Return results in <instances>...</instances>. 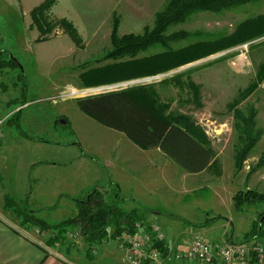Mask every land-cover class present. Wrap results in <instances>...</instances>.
<instances>
[{
	"label": "rangeland",
	"instance_id": "rangeland-1",
	"mask_svg": "<svg viewBox=\"0 0 264 264\" xmlns=\"http://www.w3.org/2000/svg\"><path fill=\"white\" fill-rule=\"evenodd\" d=\"M168 1L59 0L53 15L73 22L80 37L76 44L60 27L48 41L36 43L39 33L30 29V16H23L29 2L0 0V52L9 51L20 64L19 69L0 71V182L7 192L5 199L13 202L14 209L38 210L40 219L60 222L78 213V200H85L100 188L106 191L107 202L114 201L115 191L123 198L130 194L138 197L142 211L155 217L146 222L149 217L138 210L142 220L161 227L175 247L172 251H185L196 235L211 242L253 240L249 232L264 214V203L246 205L239 211L233 197L248 189L264 192V164L257 167L264 154V134L243 168L237 170L234 145L238 133L234 125L235 110L253 106L257 126L264 133V78L259 77L264 64V0L220 13H193L163 33L167 38L176 34V39L155 44L133 59L105 60L114 50L115 23L119 37L143 36L154 30L156 17L165 11ZM248 21L261 27L255 37L236 46L176 70L101 85L141 81L128 88L153 86L158 102L168 103L172 114H186L198 122L218 151V159L204 174L183 172L158 149L141 148L124 133L83 112L76 102L119 90L60 98L69 86L93 88L84 87L81 76L90 70L148 59L169 50L181 53L194 46L192 53L184 55L188 57L201 46L210 48L218 40L241 31ZM246 43H250L247 49L240 48ZM255 83L256 90L246 95ZM11 109L13 112L5 115ZM79 154L86 156L84 162L67 168L61 165ZM156 158L160 162H155ZM62 171L72 176L71 183L67 182L71 193H57L59 188H54L66 186ZM93 181L98 182L93 185ZM23 225L20 228L27 231L25 225L34 224ZM165 263L190 264L177 260Z\"/></svg>",
	"mask_w": 264,
	"mask_h": 264
},
{
	"label": "trees",
	"instance_id": "trees-1",
	"mask_svg": "<svg viewBox=\"0 0 264 264\" xmlns=\"http://www.w3.org/2000/svg\"><path fill=\"white\" fill-rule=\"evenodd\" d=\"M251 1L253 0H169L165 11L157 15L154 30L146 32L143 36L129 34L119 37L115 23L112 33L114 50L105 57V60L123 57L133 59L155 44L176 39L178 37L176 34L167 38L163 33L171 25L185 22L193 13H220ZM58 3L59 0H44L30 12L32 21L30 29H35L39 33L36 43L48 41L58 27L62 28L76 44L79 43L80 37L73 22L53 15V9ZM260 27L257 22L248 21L241 31L218 40L210 48L201 46V49L188 57L184 55L192 53L194 46L181 53L169 50L148 59L128 60L93 69L81 75L84 79L83 86L97 87L129 78L154 76L176 70L255 37ZM5 68L19 69L20 64L9 51L3 50L0 52V71ZM259 77L261 80L264 78V64L261 65ZM256 88L255 83L247 89L246 95L254 92ZM22 99L24 101V94ZM76 102L83 112L103 125L124 133L141 148H160L189 173L201 172L218 159V151L212 145L205 129L186 114H172L168 103L158 102L153 86H135L79 99ZM256 116L257 111L253 106L235 110L234 126L238 137L234 145V162L237 170L243 168L250 152L263 137V130L257 126ZM263 164L264 154L257 167ZM105 195L106 191L102 192L100 188H95L88 198L78 200L76 216L55 225L35 217L31 212L17 208L24 222H31L43 230L63 231L66 227H79L89 241H101L108 236L110 229H113L112 236L116 238L122 231L132 229L137 221L142 220L137 208L125 211L119 206V202L124 198L117 191L114 192L112 202H107ZM6 201L13 204L8 198ZM233 201L236 209L242 211L246 205L264 203V192L255 189L239 191L234 195ZM249 235L252 237L264 235V214L254 222Z\"/></svg>",
	"mask_w": 264,
	"mask_h": 264
},
{
	"label": "crops",
	"instance_id": "crops-1",
	"mask_svg": "<svg viewBox=\"0 0 264 264\" xmlns=\"http://www.w3.org/2000/svg\"><path fill=\"white\" fill-rule=\"evenodd\" d=\"M27 1L29 4L26 2V9H24L23 13L25 17L30 16V12L44 0ZM261 98L264 111V90ZM12 112L13 109L9 112H5V115H9ZM1 134L2 132L0 135ZM153 149H158L166 160H170L175 166H178V168L188 174L201 175L208 172L213 166L211 165L209 168L198 173H189L160 148H151L150 150ZM85 160L86 156L84 154H79L74 158L64 160L66 162L63 161L61 165L67 168L82 163ZM155 162L160 161L156 158ZM54 163L55 165L58 164L57 161ZM62 174V179H64L63 182H66V186H55L54 188H59L57 193H71L68 190L67 182L71 183L69 179L72 178V176L70 173L68 175V173L64 171H62ZM36 176L37 181H39V173H37ZM53 177H55V173ZM97 182L98 181H93L92 183L96 185ZM34 183L37 185L36 181H34ZM6 193L7 192L4 191L0 182V264H128L126 262L125 249L121 247L116 238L112 236L113 229H110L108 236L101 241H89L82 234L79 227H66L63 231L58 229L42 231L38 226L25 225L27 231H23L20 228V226L24 227L23 216L18 213L17 208L14 209L15 207L12 204L7 203L5 199ZM124 197L125 198L120 202V207L123 210L129 211L137 208L139 212L145 213L142 211V206L140 204L142 202H140L141 200L138 197L133 194ZM36 211L38 210H32L31 213L35 215ZM76 214L77 213H75L74 216H76ZM145 216L149 217L148 220H144L146 222L154 221L155 219V217L148 213H145ZM36 217L39 218L37 214ZM60 222L47 223L55 225ZM28 223L29 222H27V224ZM166 243L171 249H175L170 240L166 239Z\"/></svg>",
	"mask_w": 264,
	"mask_h": 264
},
{
	"label": "built area",
	"instance_id": "built-area-1",
	"mask_svg": "<svg viewBox=\"0 0 264 264\" xmlns=\"http://www.w3.org/2000/svg\"><path fill=\"white\" fill-rule=\"evenodd\" d=\"M249 46L250 43H246L240 48L247 49ZM140 82H123L83 90L69 86L60 94V98L89 96L105 89L120 90ZM252 238L253 240L247 243L211 242L196 235L185 251H172L166 243L164 231L158 224L139 220L132 229L117 235L116 240L125 249L128 264H163L166 260L188 261L190 264H264V235Z\"/></svg>",
	"mask_w": 264,
	"mask_h": 264
}]
</instances>
